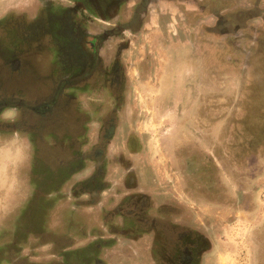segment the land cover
I'll return each instance as SVG.
<instances>
[{"label":"rangeland","instance_id":"374dc122","mask_svg":"<svg viewBox=\"0 0 264 264\" xmlns=\"http://www.w3.org/2000/svg\"><path fill=\"white\" fill-rule=\"evenodd\" d=\"M44 2L0 0V114L10 110L0 123V221H5L0 228L21 219L19 207L28 204L33 188L27 180L30 144L12 126L32 127L40 136L52 127L57 138L51 141H58L70 120H79L75 109L89 114L91 106L102 103L92 92L96 85L89 78L90 57L72 49L89 50L85 36L91 32L82 27L86 22L65 23L55 13L46 22L40 14ZM196 6L193 11L178 5L180 14L165 21L167 28L151 27L123 54L129 66L126 106L115 118L114 143L107 144L112 163L104 182L109 190L100 204L90 206L84 189L79 194L73 190L79 187L74 185L77 177L88 175L85 170L59 193L44 197L38 205L43 208L49 199L50 208H45L40 227L48 233L19 240L16 264H62L60 247L67 248L68 261L81 251L84 260L89 258L84 264H155L154 242L122 232L127 226L122 216L115 225L126 237L120 235L109 248L87 256L98 236L110 237L109 225L102 222L106 208L117 211L131 195H145L155 209L175 213L169 211L166 219L200 238L194 264H264V9L254 3L230 8L216 0ZM47 24L65 28L64 39L58 42L52 33L44 41L36 35L34 44H27L28 26L36 31L49 28ZM13 34L21 54L12 45ZM146 49L151 65L139 75ZM32 54L40 75L50 78L44 85L33 79L27 63ZM76 131L77 125L72 134ZM10 241L7 236L0 244L10 246Z\"/></svg>","mask_w":264,"mask_h":264},{"label":"flooded vegetation","instance_id":"af4514ba","mask_svg":"<svg viewBox=\"0 0 264 264\" xmlns=\"http://www.w3.org/2000/svg\"><path fill=\"white\" fill-rule=\"evenodd\" d=\"M52 1L45 0L43 3L44 9L41 13L39 12L45 15L44 21L47 22L48 18L50 19V15H54L55 13L65 23L69 19L84 20L86 22L82 26L83 29L85 28L84 32L86 29L91 32V35L85 36L87 38L86 41L91 45L89 50L88 47L85 49L77 45L72 47V49L80 55L84 54V57H90L89 63L87 62L90 73L89 78L96 85L92 92L95 93L96 98L98 97V100L102 103L99 106H91V112L89 114H86L87 112H83L80 108L75 109L76 113H78L77 118L79 120L74 124H71L72 121L70 120L69 125H66L68 129L65 127V132L58 141H51L57 138L55 135L56 132L52 127L51 130L40 136L32 127L23 129L22 126L21 128L18 125L12 126L11 129L15 133L23 132L25 138L23 139L24 141H21L25 142V144H30L27 180H29L28 182H30L33 188L30 192L31 198L28 200V204L26 206H20V211H18V206H16L17 211L20 212L21 219L19 220L18 216L15 222L10 221V227L7 226L8 228H6L2 226L0 228V242L7 236H10L11 240L10 246L3 247L0 244V261L5 264H16L18 260V257H15L17 242L24 240L25 236H28L26 234L42 237L48 233L44 228L40 227V223L42 214H45L46 209L50 208V201L47 199L42 206L43 208H40L38 202L44 200V197L59 193V189L61 190L71 178L83 173V170L88 171V175L85 178L77 177L74 185L79 183L80 188L75 185L73 186V190L79 194L78 190L84 189L83 193L90 195V206L100 204L102 193L109 190V188L105 187L104 182L108 167L112 163L110 159L111 152L108 150L109 146L107 144L114 143L113 139L116 136V129L119 126V124L115 126V118L123 114L126 106L124 93L126 92L127 82L125 78L126 70L129 66L124 61L123 54L130 50V45L136 39L142 40L143 36L147 34L146 32L151 27L158 26V24L161 26L163 24L167 28L165 21L175 18L170 17L172 15L179 16L180 14V11L174 13L171 7L161 5V0H64L68 4L63 2V0H59V2ZM220 1L224 4H229L231 1L229 4L230 8L236 7L237 9L243 6L234 4V0H227L226 2L224 0ZM249 5L250 3L247 6ZM154 8L158 9L151 11ZM198 14L201 15L200 13ZM46 26H49V24ZM35 28L34 25L31 27L28 26L27 44H34L35 41L31 38L36 35L46 41L44 36L53 33V38L58 42H61L65 36V28L64 30H57L55 27L52 28V26H49L47 29H38L36 31L34 30ZM17 36L19 38L18 41L22 39L19 35ZM17 36L13 34L14 42L12 41V45L15 43L14 49H17L16 53L21 54L22 51L19 50L21 45L15 42ZM82 40H84L83 37ZM94 42L95 44H93ZM201 47H204V45ZM149 55L150 50L146 49L144 51V57L138 65L141 69L138 71L139 75L145 74V68L151 65ZM34 56L32 54L27 63L33 69L34 81L37 82L35 80L37 79L39 83L44 85L50 78L46 74L40 75ZM79 80H82V77ZM35 82L32 80V83ZM80 92L87 93L84 88H81ZM69 94V96L72 95L71 91ZM113 102L117 106L112 107ZM105 105H108L106 111L103 109ZM119 105H122V108H119ZM7 111L10 110L5 109L0 114V123L2 122L1 116ZM102 115L105 116V121L100 119ZM89 124H91L90 127L92 128L89 127ZM76 125L78 131L72 134V129ZM47 128L49 129L48 126ZM89 128L90 130L88 131ZM0 129V135H2L3 129L1 124ZM45 129L44 126L43 130ZM7 134L5 135L7 136ZM46 136L47 138H45ZM9 139L13 138L10 137ZM36 144H43V146ZM83 147H89L87 153L83 152ZM105 147L106 151L103 152ZM110 201L113 203L112 198L109 199ZM12 208H15V206ZM169 211L163 208L155 209L150 199L145 195H131V197L125 198L123 202L119 203L117 211L108 212L106 208V211L102 215V222L109 225L110 237L104 240V236H98L97 242L91 245L93 247L87 256L91 254L93 257V254L95 255L98 250L109 248L120 235L122 238L126 237L125 234H121L122 232H127V234L131 235L135 233L137 237L138 234H141L142 236H149L151 238V241L154 242L151 248V254L155 264H194L195 255L201 248V243L198 242L200 238L189 230H180L177 224H173L172 220H167L166 215H168ZM9 213L11 214L12 211ZM169 214L172 216L175 215L171 211ZM117 216H122L127 223L125 230L122 232L116 229L118 227L115 225ZM10 218L12 217L10 216ZM0 222L4 223L5 221ZM10 230L11 232H9ZM58 242L57 239L55 245H58ZM65 250H67L66 247L64 249L60 247L57 252V255L62 256V258L64 257L62 264H84L89 259L86 257L84 260L81 254L82 252L80 251V254L75 255L74 259L72 257L68 261L66 260L67 253L64 252ZM10 256L14 258L10 259Z\"/></svg>","mask_w":264,"mask_h":264},{"label":"crops","instance_id":"0c3cea01","mask_svg":"<svg viewBox=\"0 0 264 264\" xmlns=\"http://www.w3.org/2000/svg\"><path fill=\"white\" fill-rule=\"evenodd\" d=\"M218 1H220V0H218ZM226 1L227 0H224V2H226ZM203 2H204V0H198L197 2H195V0H161L160 4L164 5V6L171 7L172 8V12L175 13V12L179 11V10L176 9L178 7V5L188 6L187 9H190V10L194 11V10H197V9L195 7H193V6H196V4L198 6H200L201 4H203ZM230 3H231V1H230ZM233 3L236 4V5H243V6H246L249 3H250V5H252V3H254V5H256V7L257 6L261 7V8L259 7L260 10L264 9L263 8L264 0H234ZM152 7H155V6H152ZM156 9H158V8H154L151 11H155Z\"/></svg>","mask_w":264,"mask_h":264}]
</instances>
